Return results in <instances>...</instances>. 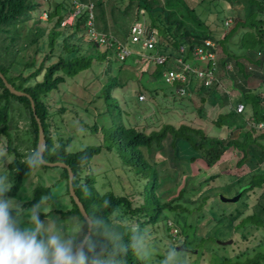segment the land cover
Here are the masks:
<instances>
[{"label": "trees", "instance_id": "trees-1", "mask_svg": "<svg viewBox=\"0 0 264 264\" xmlns=\"http://www.w3.org/2000/svg\"><path fill=\"white\" fill-rule=\"evenodd\" d=\"M81 1L94 4L95 28L100 33H106L109 39L105 43L106 48L104 50L98 44H95L93 40H90L88 51L78 54L82 46L72 40L73 38L82 40L88 36L90 13L85 8L82 13L76 15L71 25L63 26V22L75 13V0H70V3L66 0H53L51 3L48 2L47 9H44V11H42V0H0V71L14 87L25 91L35 101L36 115L41 120L46 136L45 160L51 162L63 161L73 169L74 187L88 214H100L110 219L124 234L125 242L130 239L129 229L132 227L145 231L148 234L147 240L157 241L160 237L157 229L158 224L162 219L168 218V213L175 212V215L185 218V212L195 210L182 203L186 193L200 189L205 183L212 182L220 175H212L196 187H186L187 185L184 184L180 186L175 197L165 199L159 193L164 185L159 170L161 160L157 157L160 151H165L167 148L172 149L174 160H182L191 165L201 161L210 168L219 163L227 154L237 151L240 156L236 165L241 167L246 165L249 159H254L262 165L264 170V127L258 126L259 123H264V0H238L235 6H238L237 14L239 16L237 15L235 18L227 14L224 6L222 8L218 7L219 0H214L216 7L214 10L211 11L210 7L208 8L210 13L209 15L204 14L205 19L200 18L195 13V8L192 7V13L200 20L198 24L207 25V31L204 32L196 31L193 26L184 24L180 18H173L174 14H177L176 12L168 11L162 6H156L153 0H128L126 5L128 8L132 2L136 1L139 8L137 18L130 25L129 35H131L132 26L136 21L148 22L149 29L147 33L157 32L158 42L157 47L154 49L156 54L168 55L163 64L154 63L156 68L152 70L151 74L148 73L151 80H162L164 72L174 66V59L177 56H181L184 62L195 65L192 62L196 59L195 46L196 44L206 45L205 39L213 41L216 47H205L215 51L216 55H219L218 49L221 47L225 56L210 59L207 66H203L204 70L213 68L219 82L217 81L210 86L203 85L202 89L206 91L213 90L214 92L220 84L226 85L229 83L237 92L238 98L213 119V125L216 129H227V136L221 137L209 133L206 126H197L189 122L181 124L164 122L161 127L153 128L148 132V126L142 128L136 125L129 126L123 121L119 113L112 112L109 109L113 119L112 126L107 129H101L99 124L89 126L92 132L103 135L102 140L104 143L77 152H69L68 147L73 140L72 137L59 135L55 139L54 134H52L51 118H53V113L48 100L50 94L65 83L68 77H74L78 73L91 68L95 61H101L102 63L111 61L112 52L116 54L120 62L124 63L123 66L128 58L134 54L133 51L126 59H121L119 56L120 49L117 45L119 40L110 34L107 19L104 15L105 4L108 3L112 10L110 14L112 24L116 23L114 18L116 13L114 14L113 11H116L115 9L120 10L119 4L121 1L125 2V0H107L105 3H103V0ZM176 1L184 7L187 6L186 0ZM141 10H144L143 13H141ZM42 13L48 16V24H52L50 27L40 26L42 22L40 15ZM144 15H147V17L143 18ZM213 15L217 16L214 20L212 19ZM228 17L234 18L231 23L227 22ZM210 19L213 22L215 20L216 22L221 21L220 26L216 25L217 30L209 29L212 24ZM228 26L231 28L224 31ZM130 40L143 48L141 43ZM35 44L39 45L36 53L43 55L42 60L38 63V58L32 57L25 63L19 61V55ZM44 44L48 50L42 49ZM181 47L185 48L184 52H181ZM257 54H261V56H257ZM150 57L146 56L144 62L148 60L154 62L152 58L154 56ZM196 60L200 62V60ZM250 65L262 68L261 77L250 71ZM15 70H18L19 73L14 74ZM137 71L143 75L147 74V71H141L140 67ZM256 76L260 80L259 83L251 81V78H256ZM179 83L177 81L174 87L175 92L181 94ZM119 84H122L119 76L115 75L108 78L107 83L104 87L102 86L101 92L106 100H117L113 92L119 87ZM191 89L189 88L190 92ZM155 91L154 89L153 94ZM140 92L142 93L143 90ZM219 92L217 91L223 97V94ZM239 103L245 105L247 110L245 113L237 111ZM248 109L252 114V119L246 115ZM64 111L65 109H60V112ZM16 113H18L17 117L19 119L24 120L27 125L26 128L21 129L19 127ZM36 115L32 108L31 99L28 96L13 94L0 77V151L1 154L3 151L5 154L0 155V163L5 160L4 158L13 156L6 166L7 178L11 184L9 197L16 196L25 180L34 172L28 169L25 158L31 151L38 148L39 122ZM251 120L254 122L253 124L249 122ZM149 124L157 125V123ZM187 146L192 148L193 151L182 154L181 150ZM113 148L117 150L123 159L127 171L134 180L131 193L121 194L114 190L102 193L97 187V178L91 171L90 163L94 156L104 149L113 150ZM49 167L42 166V168ZM60 168L63 170L61 172L62 181H66L67 194L71 198L73 207L66 212L57 209L55 213L75 215L82 220L83 215L70 194L68 170L63 167ZM252 172L254 170L249 173ZM233 175L240 177L239 173ZM249 186L255 189L263 188V194L264 171L261 174L254 173ZM85 189H87V192H85ZM245 192L246 190L240 193L241 197L245 195ZM135 193H139L143 197V201L138 205L134 204ZM52 195L51 186H37L33 198L26 201L23 206L40 201L42 196H46L48 200H51ZM204 198L206 203L208 200H211L210 202L215 200ZM210 198L212 197L210 196ZM216 205L214 208L218 209V215L213 219L218 223L223 222V219L228 217V213L223 210L220 203L216 202ZM201 207L200 204L198 208ZM52 213L53 211H50L47 214ZM204 217V215H201L202 219ZM42 218H44L43 214ZM240 224H242L241 227H246L249 232L253 229L262 232V237L257 243V254L245 260L216 254V257L213 256L215 257L214 262L212 261L209 264H263L264 195L263 199L255 205L252 213L241 219L238 225ZM175 226L171 223L168 225L167 231ZM154 234H157V237L152 239ZM243 238L248 239L246 234H243ZM169 248H173V246L170 245ZM153 253L148 261H143L133 251L129 250L125 264H160V261L166 255V253L154 251ZM180 253L184 254L183 252Z\"/></svg>", "mask_w": 264, "mask_h": 264}, {"label": "rangeland", "instance_id": "rangeland-1", "mask_svg": "<svg viewBox=\"0 0 264 264\" xmlns=\"http://www.w3.org/2000/svg\"><path fill=\"white\" fill-rule=\"evenodd\" d=\"M51 1L53 0H42V11L47 9V4L48 2L51 3ZM66 1L70 3V0ZM77 1L82 2L81 0ZM105 1L107 0H103V3ZM153 1L156 6H162L168 9V11L176 12L177 14H174L173 18H180L184 24L193 26L199 32L207 31V25L198 24L200 20L192 13L191 8L194 7L195 13L202 19H205L204 14L209 15V7L211 11L216 8L214 0H186L187 6L185 7L176 0ZM230 1L219 0L218 7L222 8L224 6L227 14L235 18L238 15V6H235L238 0ZM127 3L128 0H125V2L121 1L119 4L120 10L115 9L116 11H113L114 14L116 13L114 16L116 23L112 24L110 18L112 10L108 3L105 4L104 15L107 19L110 34L115 36L119 41L127 43L134 51V54L128 58L126 64L123 66L124 63L120 62L116 54L112 52L110 56L111 61L107 63L95 61L91 68L78 73L74 77H68L65 83L61 84L58 89L50 94L48 100L51 105V112L53 113L51 130L55 139L59 135L72 137L73 140L68 147L69 152H77L87 147L103 144V135L92 132L89 126L99 124L101 129H107L112 126L113 119L109 109L112 112L119 113L123 121L129 126L136 125L139 128L148 126V132L153 128L161 127L164 122L174 124L189 122L197 126H206L209 133L220 135L221 137L227 136V129H216L213 125V119L230 106L232 101L238 98V94L232 88V85L229 83L226 85L220 84V88H216L217 90L213 92V90L206 91L202 89L203 83L200 80H195L196 84L193 85L191 92L189 91L186 95H181L175 92L174 86L165 83L163 79H159V81L156 79H153L155 81L151 80L149 76L152 70L156 68V65L151 60L144 62V58L146 56H154L156 51L154 49H144L140 45L131 42L129 35L130 25L137 18L139 8L136 1L132 2L128 8L126 6ZM143 11L141 10V13ZM72 15L63 22V26L67 27L74 22V19L71 18ZM47 17L45 13L40 15V19L42 20L40 26L50 27L52 25L48 24ZM144 17H147V15H144ZM216 17V15H213L212 19L214 20ZM232 17H228L227 22L231 23L234 19ZM213 20L210 19L212 24L209 26V29L217 30L218 27L216 25L220 26L221 21L216 22L215 20L213 22ZM227 22L226 24H228ZM230 28L228 26L224 31ZM148 34L146 33V36ZM91 37L90 34L82 40L73 38L72 41L74 43L82 46L81 51L78 53L79 55L88 51L89 41L92 40ZM94 43L99 44L97 42ZM43 48L47 49L45 44L42 45ZM100 48L104 50L106 46H100ZM38 49L39 45L37 44L28 48L19 55V61L25 63L34 57L38 58L39 63L43 55L36 53ZM218 53L217 57L225 56L221 47H219ZM257 56H261V54H257ZM195 60L192 61L195 64L194 66L201 69L208 64V61L197 62ZM139 67L141 71H147V74L143 75L139 73L137 71ZM250 71L254 74L257 73L259 77L262 75L261 67L250 65ZM14 72V74L19 73L18 70ZM148 73L150 74L148 75ZM115 75L120 77L122 84H119V87L113 92L117 100L111 99L108 101L101 94L102 86L104 87L109 77ZM251 81L259 83L260 80L256 76V78L252 77ZM154 89L156 91L153 94ZM142 90V93L145 95L144 100L139 99V95L142 94L140 91ZM217 91H220L223 97ZM202 99L205 100L203 101ZM61 108L65 109V111L60 112ZM248 112L246 115L250 116L249 109ZM17 116L18 113H16V120L19 127L21 129L26 128L27 125L24 120L19 119ZM149 123H157V125H150ZM192 151L193 149L187 146L181 150V153L186 154ZM2 154H4V151ZM2 154L0 151V155ZM239 156L237 151L229 153L214 167L210 168L201 161L193 165L182 160L176 161L173 158L172 149L167 148L165 151H160L157 154L158 159L161 160L159 170L164 181V185L159 193L165 199L175 197L178 194L180 186L184 184L187 185L186 187H196L200 182L209 179L210 176L220 175L217 179L212 180V182H207L204 186L202 185L203 187L200 189L186 193L182 203L190 209H195L193 212H185V218L175 215V212H170L168 213V218L162 219L159 222L157 229L161 239L158 237L159 240L157 241L147 240L149 245H155L153 248L154 252L164 254L170 245L175 249L183 245L186 247V250L178 251L184 253L180 257L182 264H209L212 261L214 262L216 254L219 256L238 257L241 260L257 254V243L262 237V232L255 229L249 232L246 227H241L242 224H238L243 217L252 213L255 205L263 199V188L255 189L249 186V182L254 173L261 174L264 170L262 169V165L258 164L254 159H249L248 163L241 167L236 165ZM12 158L13 156L6 157L0 163V178H4L9 187L11 184L7 178L8 171L6 166ZM90 168L96 175L97 187L102 193L109 190H114L121 194L131 193L134 180L115 148L113 150L104 149L101 153L95 155L90 163ZM251 170H254V172L250 174ZM62 171L60 167H41L25 180L18 194L12 198H15L24 205L26 201L33 198L37 186H51L53 198L46 201L44 210L46 213L53 211L49 216H58L63 221L66 231L71 233L79 228V217L55 213L57 209L66 212L73 207L71 198L67 194L66 181H62ZM237 173L240 174V177L233 175ZM244 190H246L245 195L237 202L221 201V195L234 197ZM204 197L215 200L212 202L208 200L206 203ZM142 201L143 197L139 193H135L134 204L138 205ZM216 202L220 203L223 210L228 213V217L219 223L213 219L218 215V209L214 208L217 206ZM200 204L202 207L199 209L198 206ZM30 206L26 205L25 208H29ZM201 215L205 217L202 219ZM170 223L176 225L175 227L178 228V232H173V229L167 231ZM243 234H246L248 239H245L246 237L243 238ZM155 237H157V234L152 235V239ZM230 240L233 241L231 244L220 243Z\"/></svg>", "mask_w": 264, "mask_h": 264}, {"label": "clouds", "instance_id": "clouds-1", "mask_svg": "<svg viewBox=\"0 0 264 264\" xmlns=\"http://www.w3.org/2000/svg\"><path fill=\"white\" fill-rule=\"evenodd\" d=\"M246 111L244 105V110L239 112ZM251 116L247 115L250 119ZM45 151L42 145L26 156L30 171L47 163ZM10 191L6 180L0 178V264H125L129 250L143 261L154 254L155 245L146 243L145 231L132 227L130 239L125 242L124 234L110 219L85 213L79 228L69 233L58 216L45 212L48 197L42 196L40 201L25 208L8 196ZM180 257L181 253L174 247L169 248L160 264H181Z\"/></svg>", "mask_w": 264, "mask_h": 264}, {"label": "built area", "instance_id": "built-area-1", "mask_svg": "<svg viewBox=\"0 0 264 264\" xmlns=\"http://www.w3.org/2000/svg\"><path fill=\"white\" fill-rule=\"evenodd\" d=\"M75 6L76 11L71 16L72 19H75L76 15L82 13L83 9L87 8L90 13V19L88 20L89 25V33L91 34V39L93 42L99 43V46L105 45V43L108 42V35L106 33H100L95 28V14H94V4L93 3H84L75 0ZM149 24L148 22L143 21H136L132 26V32L130 35V39H132L133 42L141 43L144 49H155L157 46V37H156V31H153L148 36H146V33L148 32ZM205 44H196L194 49V54L196 56V59L200 61H209L210 59H215L217 57L216 52L212 49H207L205 46H212L216 47L212 40L205 39ZM118 49H120L119 56L121 59H126L129 55L133 53V50L122 41H118ZM181 52H184L185 48L181 47ZM167 54H155L154 57V63L157 64H163L167 59ZM150 57V58H151ZM163 79L165 83L176 86L177 81L180 82L179 85L181 87L179 88V91L181 95H186L189 93V88H192L193 85H195V80H200L203 85L210 86L214 84L215 82H219L217 75L215 73V70L213 68H210L208 70L201 69L199 67H196L192 65L189 62H184L183 58L181 56H177L176 59H174V66L171 67L169 70L165 71L163 74ZM204 81V82H203ZM191 84V86H190ZM140 100L145 99L144 94L139 95ZM244 105L240 104L238 107V111H243ZM258 126L264 127V123H259ZM171 224V223H170ZM173 232H178V229L176 227L172 228Z\"/></svg>", "mask_w": 264, "mask_h": 264}, {"label": "water", "instance_id": "water-1", "mask_svg": "<svg viewBox=\"0 0 264 264\" xmlns=\"http://www.w3.org/2000/svg\"><path fill=\"white\" fill-rule=\"evenodd\" d=\"M0 77L3 79V81L5 82L6 86L9 88V90L17 95V96H28L31 99V104H32V108L35 112L36 115V105H35V101L33 100V98L27 94L25 91L19 90L16 87H14L9 80L7 79V77L0 71ZM37 120L39 122V141H38V147L40 146H45V131L44 128L41 124V120L40 118L36 115ZM47 161V160H46ZM46 166H50V167H63L66 168L68 170L69 173V190H70V194L72 195L74 201L76 202V204L78 205L80 212L82 213V215L84 216L85 213L88 214L85 205L83 204V202L81 201V199L79 198V196L76 193L75 187H74V172L73 169L66 163L63 161H57V162H51V161H47V163L45 164ZM221 201L222 202H237L239 201V199L241 198V194H237L234 197H225L224 195L220 196ZM233 241L230 240L228 242H220L221 244H231ZM185 247L183 245H180L176 248L177 251H182L184 250Z\"/></svg>", "mask_w": 264, "mask_h": 264}]
</instances>
